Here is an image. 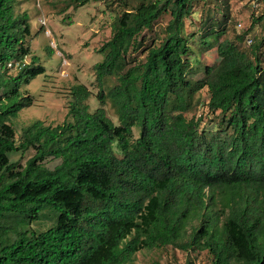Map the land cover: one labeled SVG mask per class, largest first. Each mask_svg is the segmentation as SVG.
Here are the masks:
<instances>
[{"label": "trees", "instance_id": "obj_1", "mask_svg": "<svg viewBox=\"0 0 264 264\" xmlns=\"http://www.w3.org/2000/svg\"><path fill=\"white\" fill-rule=\"evenodd\" d=\"M199 1L108 0L121 12L98 49L101 106L91 111V90L75 85L72 121L39 119L17 137L11 119L34 103L22 86L46 68L35 55L26 62L28 13L0 0V264H132L137 252L169 245L207 250L212 264H264V34L243 45L264 8L232 39L230 0H214L224 6L186 31ZM196 43L219 56L199 79ZM203 89L207 113L190 114ZM30 148L24 165L11 160ZM48 158L61 161L50 168Z\"/></svg>", "mask_w": 264, "mask_h": 264}, {"label": "rangeland", "instance_id": "obj_2", "mask_svg": "<svg viewBox=\"0 0 264 264\" xmlns=\"http://www.w3.org/2000/svg\"><path fill=\"white\" fill-rule=\"evenodd\" d=\"M71 0H15V12H26L31 22V36L27 37V44L31 54L26 57L30 63L33 55L39 57V63L46 68L45 73L39 74L29 84L22 86V92L32 95L34 103L22 109L19 114L11 119L17 130V137L23 128L36 120H43L45 124L55 126L64 121H72L73 116L69 115L70 101L73 99L72 89L75 85L84 84L92 92L85 101L90 110L94 111L101 103L96 96L100 87L96 80L95 65L103 60V53L99 52L100 46L112 35V24L116 15L121 12V7L108 0H91L85 5H68ZM258 0H230L231 21L227 36L234 39L237 34L247 31L259 16L264 8L256 10L253 3ZM214 0H201L196 4L194 19L187 18L186 31L192 33L197 31L199 20L205 12L214 10L216 5L223 7V4H216ZM218 15V14H217ZM221 16V15H219ZM43 19L46 25L40 21ZM170 19L165 14L157 21L156 28L165 26ZM148 33V32H146ZM264 34V24H256L250 30L249 37H261ZM196 40L198 42L199 36ZM244 46L247 44L243 43ZM195 54L192 56V63L198 66L197 72L192 74L194 79L202 78L204 75L203 66L214 65L219 60L216 47L213 49H202L195 44ZM144 55L142 54L141 58ZM16 74V70H13ZM116 82V79L108 78L104 89L109 88ZM202 101L190 113H207L206 100L209 98L207 89L198 94ZM107 114L115 122L118 121L116 112L109 100L104 105ZM203 125L212 127L213 124ZM134 135H139L138 128L134 129ZM35 154V149L12 152V161H19L25 164ZM60 159L48 158L45 164L54 168L60 163ZM50 221L43 217L36 223L39 229H45ZM191 258L193 264H212L211 255L207 250L194 251L190 255L186 251L175 248L172 245L144 249L136 253L132 264H188L187 259Z\"/></svg>", "mask_w": 264, "mask_h": 264}, {"label": "built area", "instance_id": "obj_3", "mask_svg": "<svg viewBox=\"0 0 264 264\" xmlns=\"http://www.w3.org/2000/svg\"><path fill=\"white\" fill-rule=\"evenodd\" d=\"M253 7L256 9V10H259L260 9V3L259 2H254L253 3ZM40 21H41V23L43 24V25H46L45 24V21L43 20V19H40ZM252 42V38L251 37H247L246 38V40H245V43L247 44V45H249L250 43ZM18 65H19V62L18 63H15V64H13V63H10L9 64V66L10 67H18Z\"/></svg>", "mask_w": 264, "mask_h": 264}]
</instances>
